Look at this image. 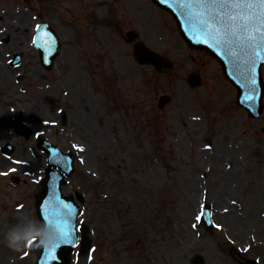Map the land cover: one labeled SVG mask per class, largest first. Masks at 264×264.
<instances>
[{
  "label": "rangeland",
  "instance_id": "obj_1",
  "mask_svg": "<svg viewBox=\"0 0 264 264\" xmlns=\"http://www.w3.org/2000/svg\"><path fill=\"white\" fill-rule=\"evenodd\" d=\"M107 2L56 1L64 7L60 23H65L66 48L51 75L40 71L37 78L23 66L26 78L17 83L21 73L0 69L1 147L5 141L15 146L10 159L0 153V166L16 167L15 175L29 184H11L0 175L1 216L7 223L16 221L11 205L22 203L34 215L31 189L39 185L45 159L33 154L34 136L13 140L4 134L8 129L11 136V125L23 121L38 131L58 129L46 136L78 156L67 190L85 197L82 224L96 251L87 259L76 257L73 264H188L196 253L206 264H238L233 249L250 246L253 250L246 254L264 264V115L249 120L236 105V89L219 63L192 50L173 19L149 0L124 6L128 14L122 18L120 0L96 8ZM138 3L150 16L136 27L175 63L169 75L140 66L126 44L129 14ZM94 14L98 20L90 18ZM29 38L30 33H20L14 45L23 49L17 50L27 52ZM193 73L201 86L191 87ZM94 81L100 87L113 82L112 89L105 83L99 95ZM163 95L173 100L161 110ZM59 110L66 115L65 124ZM204 202L214 209L213 234L197 219ZM16 224L0 226V264H21V251L6 254L3 248L8 243L4 231L25 232L19 214Z\"/></svg>",
  "mask_w": 264,
  "mask_h": 264
},
{
  "label": "water",
  "instance_id": "obj_2",
  "mask_svg": "<svg viewBox=\"0 0 264 264\" xmlns=\"http://www.w3.org/2000/svg\"><path fill=\"white\" fill-rule=\"evenodd\" d=\"M154 1L174 15L182 34L192 47L206 48L219 57L227 77L239 90L238 102L248 110L251 116L259 117L263 110L264 86L261 67L264 61L253 54L260 51L256 47L259 33L255 26L250 24L245 31L239 33V39L230 42L232 38L225 35L229 30L225 16L228 17L229 14H234L237 11L234 6L211 3L209 0ZM137 47V58L141 63L153 65L159 72H169L172 69L173 64L168 59L147 49L142 44ZM261 54L264 55V51ZM253 79L256 81L255 84L251 82ZM169 101L168 97L162 98L160 106L164 107ZM49 152L50 169L43 182L44 192L39 195L38 209L43 224V236L51 238L55 245L60 244V246L51 251L40 250L38 264L41 257L45 264H69L70 255L77 244L76 222L79 211L73 204V198L68 199L62 196L61 187L64 179L60 174L57 176L58 173L53 171L52 167L64 168L66 174L71 176L73 159L63 156L60 158L52 151ZM203 221L206 228L212 231L211 211L208 206L203 210ZM36 246H39L38 242ZM194 261L202 264L203 260L197 256Z\"/></svg>",
  "mask_w": 264,
  "mask_h": 264
},
{
  "label": "flooded vegetation",
  "instance_id": "obj_3",
  "mask_svg": "<svg viewBox=\"0 0 264 264\" xmlns=\"http://www.w3.org/2000/svg\"><path fill=\"white\" fill-rule=\"evenodd\" d=\"M47 9V0H0V45L1 47L8 45L9 49L0 51V67L2 65L12 66L13 56L19 52L17 46L14 45L17 37L21 30L16 26V23L19 22L21 25V18L24 21L23 25L25 27V33H30V38L26 46L27 49L33 48V37L34 32L39 24L36 19H33L35 14L43 16L45 10ZM41 18V17H40ZM138 38V36H137ZM19 43L18 46L22 47ZM7 46V47H8ZM23 53L22 51H20ZM22 63L26 61L27 69H31L32 65L39 62L38 53L26 52L22 56Z\"/></svg>",
  "mask_w": 264,
  "mask_h": 264
},
{
  "label": "snow or ice",
  "instance_id": "obj_4",
  "mask_svg": "<svg viewBox=\"0 0 264 264\" xmlns=\"http://www.w3.org/2000/svg\"><path fill=\"white\" fill-rule=\"evenodd\" d=\"M209 2L219 3L224 6H234L237 9L234 14L228 15L226 21L229 30L225 35L232 38L230 42L239 39V33L245 31L250 24L255 26L256 31L259 33L256 47L260 51H256L253 54L264 61V55L261 54L264 51V0H209ZM213 19H216V17H213ZM245 39H248V37H245ZM251 82L253 84L256 83L254 79ZM199 218L198 216L197 219Z\"/></svg>",
  "mask_w": 264,
  "mask_h": 264
},
{
  "label": "clouds",
  "instance_id": "obj_5",
  "mask_svg": "<svg viewBox=\"0 0 264 264\" xmlns=\"http://www.w3.org/2000/svg\"><path fill=\"white\" fill-rule=\"evenodd\" d=\"M32 236H35L34 243L38 242L39 247L42 248L45 251H51L53 248H56L60 246V244L57 246L54 244L53 240L51 238H45L43 234L37 232L33 233L31 236L24 237L25 243L28 239H31ZM8 240V247L14 251H22L23 247L18 245V241L21 240V237L16 234H10L7 238Z\"/></svg>",
  "mask_w": 264,
  "mask_h": 264
}]
</instances>
